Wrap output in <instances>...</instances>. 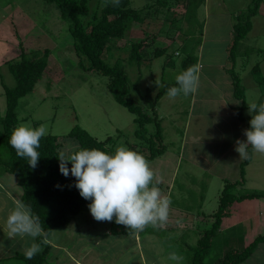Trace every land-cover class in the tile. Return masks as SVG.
I'll return each instance as SVG.
<instances>
[{
    "label": "rangeland",
    "instance_id": "374dc122",
    "mask_svg": "<svg viewBox=\"0 0 264 264\" xmlns=\"http://www.w3.org/2000/svg\"><path fill=\"white\" fill-rule=\"evenodd\" d=\"M250 2L251 0H205L198 7L197 17H192L190 21L184 20L182 22L180 16H175L173 19L175 12L183 13L184 7L181 2L178 4L173 0H168L169 11L160 9L152 15L150 10L155 7L150 8L147 13L145 11L147 10L146 5L153 4L154 0H131L132 6L143 9L145 21L142 24L134 23L122 39L113 40L110 44L113 55L105 53L106 58L111 62L117 59L121 60L125 66L130 85L141 75L138 84L139 90L142 91L146 87L156 84L159 85L157 87L158 90L162 82H174L175 76L182 72L180 61L184 56L182 53L183 49L179 45L184 34L182 32L188 30V36H197L199 30L203 29L202 44L196 52L198 56L197 68L203 60L206 66L202 74L207 75V77L205 80L203 78L200 79V87H202V82L205 85H210L212 75L209 72L215 75H213V78L217 76L214 71L218 70L212 68L211 62L224 64V73L230 77V68L234 65V72L239 76L240 83L244 87L245 105L256 103L264 94V78H262L264 77V57L262 52L259 53L260 50L264 51V6H262L264 0L260 4L258 13L252 17V29L240 41L237 48L234 49L235 59L233 61L230 60V48L234 40L236 16L246 11ZM102 3L100 0H93L90 4L91 10H96L99 13ZM61 13V9L58 6L46 3L45 0H0V115H4L6 108L1 78L9 86L14 84V79L7 68L6 62L9 59L18 57L21 51V42L24 48L27 49L49 48L51 51L48 58L49 68L45 77L38 80L33 91L19 100L16 108L19 122L16 127L23 125L36 128L43 125L47 129L46 135H56L62 140L60 149L67 155L70 154L75 144L71 139L66 141L62 138L75 125H79L101 141L107 137H112L114 149L121 145L130 148L132 145L131 149L136 150L139 148L140 140L135 136V129L137 128L136 123L133 121L135 114L115 100L107 88V78L105 76L98 75L95 71H89L79 66L78 58L71 43V36L67 30V22L62 19ZM82 18L85 19L83 16ZM89 18L86 17L85 20ZM169 18L171 20L168 22ZM162 27L163 30L167 28L170 30V36H166L165 33H159ZM181 27L183 31H178L177 29ZM155 35V41L152 42L151 38ZM145 37H147V43H151V47L166 46L167 51L164 55L154 58L151 64L143 65L139 69L135 63L131 64L128 61L129 50L126 47L135 39ZM173 40L176 42L172 43ZM174 51H177V53ZM168 54L170 56L173 55L175 61V66L173 67L165 64ZM254 65L259 66L258 74L252 70ZM196 72L199 75V71L197 70ZM132 97L137 100L136 102H142L137 90L132 89ZM189 101V95L170 98L166 93L160 98L158 109L165 116L164 129L162 130L163 143L167 145V149L163 155L155 158L152 162L149 161L150 163L148 162L153 172L159 168L160 171L158 173L162 172V174H165V176L162 175L163 177L157 176L153 183L158 184L157 187L161 190L162 195L171 194L168 217L172 218L168 220V223H176L175 220L178 217L177 219L180 220L177 224H180V228L169 229L166 227L163 229L160 227L162 228L160 229L156 225H148L140 231L142 239L146 241L148 234L154 227V234L159 239V242L154 245V249L162 250L165 255L175 251L177 254L186 257V260L189 254L185 244L194 245L196 243L200 229L206 223L202 222L207 221L210 223L211 216L208 217V215L213 213L218 207L221 190L227 181L222 178V174L225 173L222 165L224 164L225 166L223 161L226 162L229 158L224 156L220 160V164L215 163V166L210 171L205 168L202 172L199 166L195 168L196 165L187 164L185 161L182 162L181 166L177 167L175 162L179 160V147H181L179 144L185 128V125L178 122L186 119V114L182 115L181 112L182 110L189 112V110L192 111L196 107V105L190 107ZM239 103L241 105L242 100ZM179 110V117L174 118V114ZM168 112H173L172 116ZM241 113L243 116H248V108H243ZM201 119L204 120L203 118ZM190 122L191 120H189L185 134L186 136L193 135L194 137L196 128L194 123L198 122L192 120L193 125L191 128ZM148 127L154 129L152 124H149ZM203 128L199 129L204 132L200 133L199 136L207 135L206 130ZM233 152L234 154L230 157V163L232 162V164H230L228 169L230 182L241 179L240 163L244 159L238 157L236 146H234V151H231V154ZM0 153L4 154L1 146ZM253 155L252 160L249 162L251 165L248 166V164L245 167L243 185L236 186L235 193L237 194H241L244 191L264 190V153L253 151ZM212 157H215V155ZM232 158L233 160L231 161ZM237 160L239 165L235 163ZM201 164L203 163L201 162ZM3 172L4 169L0 166V175L4 184L9 182L13 187H18L16 184L17 178L10 174H3ZM0 197V202L4 201V205L1 207V212L4 213L10 203L6 199L5 191L0 192ZM257 199L246 198L232 204L230 214L222 219L224 227H222V232H220L219 240H214L211 251L205 257L206 264L215 262L223 255L222 251L224 252V249H230V244L242 249L245 244L246 246L249 245L255 237L264 234L263 225L260 226L259 224L261 222L259 212L254 222H251L250 219L246 222L243 220L241 222L244 223H238L230 229L231 223L237 221L238 218L244 219L242 212H249V210L244 209V205L249 202L248 200L255 201ZM258 200L263 201L262 199ZM254 209H256L255 211L258 210L256 207ZM234 211L237 213L235 214ZM233 213L235 214L234 218ZM72 221L80 224L84 223L83 225H86L89 230L96 233L100 231L99 229L104 230L102 228H105L92 225L95 220L87 209L77 218H73ZM105 224H109V221ZM86 226L85 228H87ZM68 228V233L72 235L74 228L77 230V227H73V222ZM156 229L158 232H156ZM229 234L230 236H228ZM51 235V238L49 237L50 241L55 238V234ZM31 241L32 239H29V248L32 247ZM4 248L0 244V256L2 255L3 258L7 257L0 260V264H23V260L19 258H9L14 253H9L10 250L5 252L7 248ZM22 252H25V250H22ZM164 264H172V262L167 259ZM183 264H186L185 261Z\"/></svg>",
    "mask_w": 264,
    "mask_h": 264
},
{
    "label": "trees",
    "instance_id": "16d2710c",
    "mask_svg": "<svg viewBox=\"0 0 264 264\" xmlns=\"http://www.w3.org/2000/svg\"><path fill=\"white\" fill-rule=\"evenodd\" d=\"M45 1L49 4H55L61 9V17L67 22V30L70 33L71 43L78 58L79 66L89 71H95L98 75L105 76L107 78V88L115 100L135 114L133 119L137 125L135 136L140 140L139 148L136 151L140 152L148 162L163 155L167 145L163 143L162 119L158 115L157 107L160 98L167 93L168 88L175 84V81L162 82L158 90L157 87L159 85L156 84L141 91L138 89L141 75L130 85L125 66L121 60L117 59L111 62L105 55V53L113 55L110 47L113 40L122 39L134 23L142 24L145 21L143 9L132 6L131 0H119L118 4L114 3V0H100L103 3L99 13L96 10H91L90 4L93 0ZM167 1L154 0L153 4L146 5L147 10L145 12H149L150 8L153 7L155 8L150 10L152 15L160 9L169 11L170 6L168 7ZM173 1L183 4V13L175 12L173 17L174 19L175 16H180L182 22L184 20L190 21L192 17H197L198 7L205 2V0ZM261 3L262 0H251L247 10L236 16L234 40L230 48L231 61L235 59L234 49L237 48L240 41L252 29V17L258 13ZM82 16L85 19L86 17L90 18L85 20ZM170 20L171 18L167 21L169 22ZM177 30L183 31L182 27ZM169 31L168 28L163 30L162 27L159 33H165L166 36H170ZM182 34L183 38L179 44L180 48L183 49L182 53L184 56L180 61L181 70L184 71L190 67L196 70L198 62L196 52L202 43L203 29L199 30V36H188V30L183 31ZM155 37L156 35L151 38L152 42L155 41ZM146 40L147 37L135 39L126 47L129 50L128 61L131 64L135 63L139 69L143 65L151 64L154 58L164 55L167 51L166 46L151 47V43H147ZM175 42L174 40L172 41V43ZM20 48L21 51L18 57L9 59L6 62L7 68L14 79L13 86L7 85L1 78L6 108L4 115H0V146L2 151H4V154L0 153V166H2L4 172L17 178L18 185L21 188L20 202L23 206L30 209L29 215L39 224L41 231L36 236L39 251L32 258H27L28 250L16 252L9 258H19L23 260V264H52L49 257L52 249L49 237L55 229L63 228L71 219L83 214L86 209L88 210L87 205L90 201L84 200L79 195L78 190L74 186V177L71 175L64 177L59 172V161L57 158L63 151L60 149L62 140L58 136L46 135L41 138L40 148L38 149L40 159L35 168L27 164L26 158L19 157L9 144V137L19 122L16 114L19 100L33 91L40 78L45 77L49 68L48 58L51 52L49 48H24L22 42L20 43ZM261 52L264 57V51L260 50L259 53ZM173 55H167L165 63L167 66H175ZM258 69V65H254L252 68L256 74H258ZM230 75L233 81L234 97L242 100L241 105L235 108L237 117L248 128L250 115L243 116L241 113L243 108L246 107L244 87L240 83L239 76L234 72V65L230 68ZM132 89L138 91L142 102H136L137 100L132 97ZM256 103L258 105L264 104V94ZM149 124H152L154 129H150L148 127ZM62 139L66 141L71 139L73 141L75 146L72 147L71 151L77 148H95L109 153L115 151L112 137H107L103 141L98 140L79 125L72 127ZM130 148H132V145ZM252 155L253 150L249 146L248 157L244 158L240 163L241 179L235 182H230L229 180L225 182L219 196L217 209L208 215V217L211 216L210 223L207 221L202 222H206L205 228L200 229L199 237L194 245L185 244L189 256H187L186 260V257L180 255L186 264H206L205 257L211 251L214 240L219 234L222 219L230 214L231 206L234 202L242 201L246 198H264V191L254 190L244 191L241 194L235 193L236 186L244 183L245 167L252 160ZM169 198L171 199V195H169ZM171 218L168 217V220H171ZM177 218L175 220L176 223L169 224L167 220L156 226L163 229L166 227L169 229L180 228V224H177L180 219ZM106 222L97 221L96 223L105 224ZM108 225L115 234H130L132 232L130 229H126L124 225L115 223L114 220L109 221ZM156 231L158 232L157 229ZM259 243H264V234L255 237L243 249H226L224 254L211 264H241L254 252Z\"/></svg>",
    "mask_w": 264,
    "mask_h": 264
},
{
    "label": "crops",
    "instance_id": "0c3cea01",
    "mask_svg": "<svg viewBox=\"0 0 264 264\" xmlns=\"http://www.w3.org/2000/svg\"><path fill=\"white\" fill-rule=\"evenodd\" d=\"M262 6H264V3ZM210 64L213 69L218 70L214 71L217 76L214 77V79V74L209 72V74L212 75L210 85H205L202 82V87H200L198 83L197 91L195 93L189 94L190 107L196 105L195 109L192 111L189 110V112L182 110L181 112L182 115L186 114V119L184 121L180 120L178 123L185 125V128L179 144V146H181L179 147V160L175 163L177 164V167H179L182 165V162L185 161L187 164L191 163V165H196L195 168L199 166V169H202L203 172L205 168L209 171L212 170V167L215 166V163L220 164V160H222L224 156H228V160H226V162L223 161L225 166L224 164H221L225 170V173L222 174V178L224 180H230V172L228 169L230 164H232V162L230 163V157H232L234 154V152L231 154V151H234V146H236L237 141H243L246 139L244 136V131L247 129V127L237 117L235 108L240 105V100L234 97V89L232 84L233 81L229 75L224 73V64L213 62ZM205 66V62L202 60L198 65V68L196 67V71H199V75L197 73L199 81L201 78L205 80L207 77V75L202 74ZM182 95L183 94H181V96ZM157 112L159 117L162 119V128L164 129L163 123L165 116L161 114L158 107ZM168 113L170 116H172L173 112ZM179 113L180 110L176 111L174 118L179 117ZM189 120H191L190 128L193 125L192 120L198 122L194 123L196 127L194 137L193 135L186 136L185 134V130L188 127L187 125H189ZM199 126L201 127L199 128ZM202 128L206 130L207 135L204 134L205 137L199 136L200 133H204L203 131H200ZM214 155L215 157H212ZM232 160L233 158L231 161ZM238 160L235 161L236 165H239ZM201 162L203 164H201ZM250 165L251 164L248 166ZM158 171H160L159 168L154 171V180L157 178V176H165V174H162V172L158 173ZM3 174L8 173L3 172ZM16 184L18 187H13L9 182L8 184H4L0 175V192L5 191L6 199L10 203L6 208V212L3 213L1 212V207L4 205V201L0 202V244L2 245L3 249H5L4 247L7 248L5 252L10 250L9 253L11 254L22 252V250L27 251V249H30L28 246L29 239H32V246H38L36 243V236L32 237L26 233L22 234L19 231H14V226L9 222L10 217L15 213L17 208L22 205L20 202L21 188L18 185V181ZM156 186H158V184ZM166 196L169 197L168 194H166ZM258 199H262L263 201H259ZM258 199L255 201L248 200L249 202L244 205V209L249 210V212H242V217L244 219L238 218L237 221L230 224V229H232V227L238 223H244L248 221V219H250L251 222H254L258 212L259 215H261V222L259 224L260 226L263 225L264 228V198ZM254 207H256L258 210L255 211L256 209H254ZM234 212L235 214L237 213L236 211ZM235 214L233 213V218L235 217ZM243 220L244 222H241ZM71 222H73V227H77V230L74 228L73 235L68 233V226H70ZM69 223L63 228L57 229L58 231H53L52 234H55V238H52V241L49 240L50 244L52 245L49 255L52 264H164V262L168 259V254L165 255L162 250L159 251L154 249V245L159 242V239H157L154 234V228L151 229L150 233L147 232L149 234L146 241H144L140 235V231H135L132 229H130L132 231L130 234H115L113 233L112 229H110L108 224H98L93 221L92 225L94 227H105L102 228L104 230L99 229L101 232L97 231L96 233L89 230L86 225H83L84 223L80 224L79 222L72 221V219L69 221ZM85 226L87 228H85ZM222 227H224V225L221 224L219 234L215 239L217 241L219 240V236H221L220 232H222ZM228 236H230V234ZM229 246L230 249H241L232 244ZM245 246L246 244L244 247ZM226 249H224V252ZM224 252L222 251L223 254ZM6 258L7 257L3 258L2 255L0 256V260ZM183 262L184 261L182 259L180 264H183ZM241 264H264V243H259L254 252Z\"/></svg>",
    "mask_w": 264,
    "mask_h": 264
},
{
    "label": "clouds",
    "instance_id": "9594fccd",
    "mask_svg": "<svg viewBox=\"0 0 264 264\" xmlns=\"http://www.w3.org/2000/svg\"><path fill=\"white\" fill-rule=\"evenodd\" d=\"M114 3L118 4L119 0ZM198 83L197 72L190 67L175 76V84L168 88L167 96L175 98L195 93ZM247 108L250 120L244 131L246 139L236 143L240 158L248 157L249 146L257 153H264V104L251 103ZM46 134L43 125L36 128L21 125L13 129L9 144L19 157L26 158L27 164L35 168L40 159V141ZM57 159L59 172L64 177H74L79 195L90 201L87 207L95 220H114L135 231L168 220L171 199L162 195L153 183L154 172L140 152L125 145L111 153L95 148H77L68 155L61 152ZM29 213L30 209L21 205L9 222L14 231L35 237L41 229ZM38 251V246L33 245L27 251V258H32ZM168 259L172 264H180L182 257L173 251L168 254Z\"/></svg>",
    "mask_w": 264,
    "mask_h": 264
}]
</instances>
